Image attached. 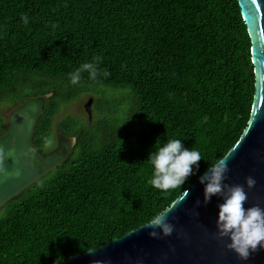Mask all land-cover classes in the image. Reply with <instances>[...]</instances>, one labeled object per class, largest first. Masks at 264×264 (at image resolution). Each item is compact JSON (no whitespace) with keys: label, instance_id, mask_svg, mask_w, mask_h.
I'll return each instance as SVG.
<instances>
[{"label":"trees","instance_id":"16d2710c","mask_svg":"<svg viewBox=\"0 0 264 264\" xmlns=\"http://www.w3.org/2000/svg\"><path fill=\"white\" fill-rule=\"evenodd\" d=\"M251 47L237 0H0V104L11 110L53 92L34 129L38 151L50 149L63 105L99 94L95 118L68 114L57 124L77 138L66 161L0 207V264L63 261L168 207L247 127ZM96 58L97 77L85 70L71 84L69 74ZM171 139L203 159L183 185L163 191L150 183L148 158Z\"/></svg>","mask_w":264,"mask_h":264},{"label":"water","instance_id":"95a60500","mask_svg":"<svg viewBox=\"0 0 264 264\" xmlns=\"http://www.w3.org/2000/svg\"><path fill=\"white\" fill-rule=\"evenodd\" d=\"M237 1L251 38L255 93L248 125L224 156L228 157L229 168L224 182L244 185L248 195L246 208L254 205L264 208V0ZM52 95L53 92L29 96L9 111L0 133V148L4 150L0 207L66 161L73 150L76 136L61 131L57 132V144L51 149L40 152L34 146L35 126L44 103ZM92 100L90 97L84 105L89 117ZM248 176L256 180L251 189L246 185ZM204 187L198 179L188 188L186 198L181 200L184 191L172 201L171 204L177 203L168 213V222L174 225L171 235L161 233L153 238L146 223L95 249L52 264H264V248L258 247L247 260H242L227 247L231 242L228 238H218V204L223 200L212 196L205 203Z\"/></svg>","mask_w":264,"mask_h":264},{"label":"clouds","instance_id":"9594fccd","mask_svg":"<svg viewBox=\"0 0 264 264\" xmlns=\"http://www.w3.org/2000/svg\"><path fill=\"white\" fill-rule=\"evenodd\" d=\"M25 25L29 23L27 14L21 16ZM97 63H86L82 68L69 74L70 83L79 84L82 71H89L93 79L98 75ZM104 75L108 76L106 70ZM4 159V150L0 148V170ZM203 159L201 153L193 148H186L182 139H171L162 143L149 155L148 161L153 168L150 183L154 188L167 191L175 189L185 183L189 176L199 170V161ZM228 157L217 158L210 163L199 181L204 187V200L208 203L212 196H219L223 202L218 204V218L216 221L218 238H228L231 242L227 247L234 250L242 260L249 258L250 252L257 248H264V208L259 205L245 207L248 195L244 185H229L225 183L226 174L229 171ZM246 185L249 189L255 187L256 180L252 176L246 177ZM183 200L188 195L185 189ZM177 202L169 205L163 211L156 213L147 222L150 227L149 235L153 238L162 233L169 236L174 231V225L168 222L170 213ZM159 230V231H157Z\"/></svg>","mask_w":264,"mask_h":264},{"label":"rangeland","instance_id":"374dc122","mask_svg":"<svg viewBox=\"0 0 264 264\" xmlns=\"http://www.w3.org/2000/svg\"><path fill=\"white\" fill-rule=\"evenodd\" d=\"M96 90L99 92L104 90V94L108 98H120L121 92L119 90H115L113 88L109 87H96ZM92 97V103H91V117H89L87 111L85 110V103L88 101V99ZM99 97V94L93 93V92H87L83 93L77 100L74 102L68 103L66 105H63L61 108V111L59 114L55 117L54 126H53V136L50 143V149L54 147L57 144V124L58 122L66 115L73 114L78 116L79 118H82L84 120H89L91 118H95L97 115V112L95 110V100ZM11 105L9 103H3L0 104V118L3 117L7 120L9 111H10Z\"/></svg>","mask_w":264,"mask_h":264}]
</instances>
